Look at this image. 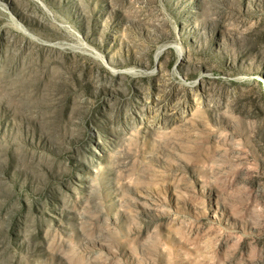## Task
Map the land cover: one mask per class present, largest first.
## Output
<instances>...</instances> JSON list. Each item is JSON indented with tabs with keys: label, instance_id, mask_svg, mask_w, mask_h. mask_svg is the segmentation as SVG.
I'll list each match as a JSON object with an SVG mask.
<instances>
[{
	"label": "rangeland",
	"instance_id": "1",
	"mask_svg": "<svg viewBox=\"0 0 264 264\" xmlns=\"http://www.w3.org/2000/svg\"><path fill=\"white\" fill-rule=\"evenodd\" d=\"M0 264H264V0H0Z\"/></svg>",
	"mask_w": 264,
	"mask_h": 264
}]
</instances>
